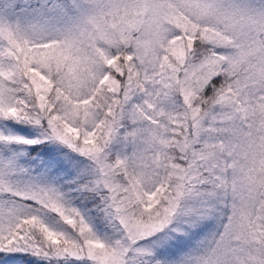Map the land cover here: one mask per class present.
Here are the masks:
<instances>
[{
	"label": "snow or ice",
	"instance_id": "obj_1",
	"mask_svg": "<svg viewBox=\"0 0 264 264\" xmlns=\"http://www.w3.org/2000/svg\"><path fill=\"white\" fill-rule=\"evenodd\" d=\"M0 264H264V0H0Z\"/></svg>",
	"mask_w": 264,
	"mask_h": 264
}]
</instances>
